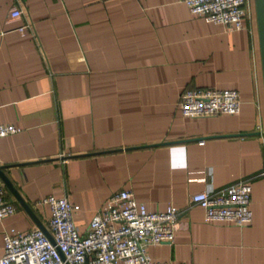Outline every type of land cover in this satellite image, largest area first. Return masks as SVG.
Returning a JSON list of instances; mask_svg holds the SVG:
<instances>
[{
  "label": "crops",
  "instance_id": "crops-1",
  "mask_svg": "<svg viewBox=\"0 0 264 264\" xmlns=\"http://www.w3.org/2000/svg\"><path fill=\"white\" fill-rule=\"evenodd\" d=\"M244 28L194 15L183 0H0V166L13 214L4 230L46 228L53 195L85 232L119 190L150 212L176 206L170 264H264V75L255 2ZM21 15L11 19L12 9ZM24 26L22 31L18 27ZM193 88L239 92L235 115L185 117ZM201 142H204L201 144ZM250 180L253 221L208 222L192 194Z\"/></svg>",
  "mask_w": 264,
  "mask_h": 264
},
{
  "label": "built area",
  "instance_id": "built-area-1",
  "mask_svg": "<svg viewBox=\"0 0 264 264\" xmlns=\"http://www.w3.org/2000/svg\"><path fill=\"white\" fill-rule=\"evenodd\" d=\"M190 12L207 22L225 26L229 31L244 28L249 0H183ZM21 15L12 9L11 19ZM24 26L18 27L22 31ZM185 117L235 115L241 111L239 92L232 89L193 88L179 96ZM12 124H0V138L18 132ZM204 142H201L203 144ZM250 180H240L224 188L192 194L190 204L205 210L208 222L247 225L253 221ZM49 211L46 229L35 226L27 231L4 230L0 264H170L154 259L148 252L152 244L173 243L182 211L169 206L163 212H150L132 191L113 192L104 207L80 232L73 220L79 208L65 197L46 196L40 200ZM15 211V206L0 179V221Z\"/></svg>",
  "mask_w": 264,
  "mask_h": 264
},
{
  "label": "water",
  "instance_id": "water-1",
  "mask_svg": "<svg viewBox=\"0 0 264 264\" xmlns=\"http://www.w3.org/2000/svg\"><path fill=\"white\" fill-rule=\"evenodd\" d=\"M255 2V11H256V18H257V25L259 31V39H260V47H261V57H262V67H263V75H264V0H254ZM2 166H0V179L3 181L6 188L12 193L14 198L19 202V204L29 212V208L24 202V200L19 196L15 188L12 186L11 182L2 172ZM37 226L44 231V233L50 238V234L44 225H41L39 222L35 220ZM85 264H88L85 262Z\"/></svg>",
  "mask_w": 264,
  "mask_h": 264
}]
</instances>
